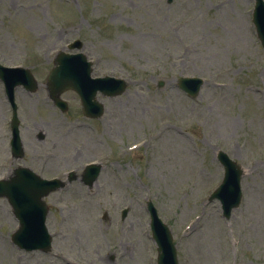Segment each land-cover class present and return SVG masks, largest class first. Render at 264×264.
<instances>
[{
	"label": "rangeland",
	"instance_id": "374dc122",
	"mask_svg": "<svg viewBox=\"0 0 264 264\" xmlns=\"http://www.w3.org/2000/svg\"><path fill=\"white\" fill-rule=\"evenodd\" d=\"M11 1L16 0L0 3V9L6 11L7 23H13L9 17L13 13ZM55 1L18 0L26 5L24 10H29L12 25L6 24L10 50L31 53L38 48L39 37H47L41 38V46L55 41V36L62 37L58 31L65 26L63 12L68 5L58 1L51 17L48 5ZM101 1L104 6L96 15L112 12L116 18V40L108 39L105 43L109 45L111 41L110 48L114 50H104L108 53L106 60L110 66L116 65L117 72L123 73L120 76L136 81L121 97L105 100V123L113 128L109 131L105 126L102 149L116 152L126 148L144 131H149L153 140L149 150L122 156L115 184H110L105 193L116 197V230H107L113 227L108 222L99 223L96 204L84 206L83 215H78L87 243L98 241L91 238L96 235L105 248L116 247V257L124 255L122 248L128 250L123 264L144 263L147 254L152 253L150 247L147 250L153 242L149 239V217L145 210L151 200L172 229L182 264H264V124L258 122L259 113L253 118L252 106L245 120L243 117L240 120L236 112L237 108L244 109L257 100L252 92L255 87L263 88L264 51L257 61L249 58L242 82L238 79L232 83L226 77L214 76L219 71L226 74L225 56L216 59L221 69L210 68L208 58L214 44L222 48L227 40L225 47L231 46L227 38L233 31L232 23L241 20L239 13L244 18L246 3L175 0L164 12L167 18L160 20L157 16L163 10L152 7L150 0ZM91 4V0L72 3L73 12L67 10L70 23H83L78 22V17L82 19ZM94 18H88L89 23H100ZM116 49L121 57L116 55ZM183 74L205 75L212 82H223L228 87L204 86L200 97L191 100L175 86L176 79ZM162 80L167 81L166 86L158 89L155 83ZM145 83L150 88L143 86ZM218 149L226 152L236 149L240 165L246 171L242 183L245 197L229 220L223 217L218 201H206L224 174L216 159ZM129 207L132 210L123 221L121 213ZM3 215L1 212L0 217ZM195 216H201V220L192 226L186 239L188 236L182 233ZM15 226L16 222L9 219L8 231ZM33 259V254H24L12 244L10 233L0 231V264H38Z\"/></svg>",
	"mask_w": 264,
	"mask_h": 264
},
{
	"label": "water",
	"instance_id": "95a60500",
	"mask_svg": "<svg viewBox=\"0 0 264 264\" xmlns=\"http://www.w3.org/2000/svg\"><path fill=\"white\" fill-rule=\"evenodd\" d=\"M168 240V242H169V239H167Z\"/></svg>",
	"mask_w": 264,
	"mask_h": 264
}]
</instances>
